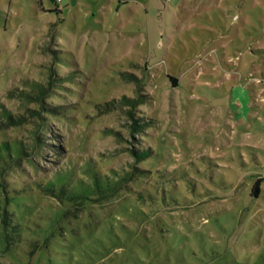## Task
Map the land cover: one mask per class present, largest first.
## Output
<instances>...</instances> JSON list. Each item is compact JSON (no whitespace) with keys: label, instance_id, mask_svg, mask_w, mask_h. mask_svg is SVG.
<instances>
[{"label":"rangeland","instance_id":"rangeland-1","mask_svg":"<svg viewBox=\"0 0 264 264\" xmlns=\"http://www.w3.org/2000/svg\"><path fill=\"white\" fill-rule=\"evenodd\" d=\"M258 77L264 0H0V264H264Z\"/></svg>","mask_w":264,"mask_h":264},{"label":"trees","instance_id":"trees-1","mask_svg":"<svg viewBox=\"0 0 264 264\" xmlns=\"http://www.w3.org/2000/svg\"><path fill=\"white\" fill-rule=\"evenodd\" d=\"M169 79L171 80L173 86H175V77L173 75H170ZM143 102L139 98L135 97H129L128 95H121L119 98H111L109 100H106L103 102V104H100L99 110L101 113L107 112L112 109H121L129 118H130V133H136L142 129L144 126H148L154 119L153 118H144L143 115H138L135 113L136 106ZM4 116L8 119H11V113L8 110H1ZM50 111V109H48ZM4 149L6 151V154L12 158H20L22 153L24 152V148L22 143L20 142H13L12 140H3L0 142V149ZM152 148H141L134 146L129 148V150L132 152L133 156L136 159H144L148 157L151 153ZM3 157L0 154V158ZM9 158V159H10ZM1 172V168H0ZM64 177V173L60 172L58 175L54 176L53 179L49 180L47 184L49 186L56 185L61 181V179ZM101 178H98V176L94 177L93 186L87 189H81L78 190L68 196L69 200L77 201V203L82 202L83 200L87 199L94 191L100 192V188L108 189L109 184H104L103 186L99 182ZM263 181V177H258L256 181H254L252 186V191H260V182ZM101 193V192H100ZM102 195V194H101Z\"/></svg>","mask_w":264,"mask_h":264},{"label":"crops","instance_id":"crops-1","mask_svg":"<svg viewBox=\"0 0 264 264\" xmlns=\"http://www.w3.org/2000/svg\"><path fill=\"white\" fill-rule=\"evenodd\" d=\"M257 79H259V80H260L259 82H260L261 84H263V85H264V78H259V77H258ZM261 90H264V89H263V88H261Z\"/></svg>","mask_w":264,"mask_h":264}]
</instances>
